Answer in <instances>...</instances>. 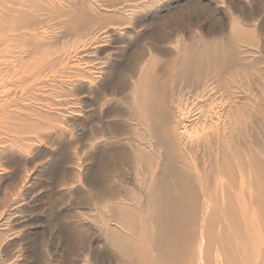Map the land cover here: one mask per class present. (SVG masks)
Wrapping results in <instances>:
<instances>
[{
	"label": "rangeland",
	"instance_id": "1",
	"mask_svg": "<svg viewBox=\"0 0 264 264\" xmlns=\"http://www.w3.org/2000/svg\"><path fill=\"white\" fill-rule=\"evenodd\" d=\"M201 75L226 84L218 97L235 91L225 124L183 157L211 210L200 203L188 243L155 253L146 195L163 161L138 156L155 139L125 97L157 81L192 102ZM120 151L125 202L91 184ZM243 171L256 220L242 264H264V0H0V264H236Z\"/></svg>",
	"mask_w": 264,
	"mask_h": 264
},
{
	"label": "bare ground",
	"instance_id": "2",
	"mask_svg": "<svg viewBox=\"0 0 264 264\" xmlns=\"http://www.w3.org/2000/svg\"><path fill=\"white\" fill-rule=\"evenodd\" d=\"M234 49L232 48L228 51L225 59L222 56H217V58H220L221 63L223 62L222 65L224 67L225 60H229L228 62H232L233 65L236 63L238 55ZM214 57L216 58V56ZM220 83H222L220 78H205V75H201L196 81V90L194 91L195 95L192 102H188L185 93L179 95L174 101L170 100L171 97L168 95V92H164L163 89L161 93H158L157 81L152 82L149 89H143L144 100L141 99V90L136 89L135 86L132 95L125 97L126 101H129L130 98L135 99L134 104L138 110L136 117L144 124L146 121H149L147 125L148 130L152 138L155 139V141L151 140L147 147H144L145 144H143L144 146L140 147L141 150L138 156L145 162H153L158 157L159 159L161 157L163 161L161 174H157L158 181L156 185L152 184L154 187H151L146 195L147 202L151 203L149 211L146 212V217L151 218L155 229L152 232L153 242L150 248L155 253L159 251L165 253L167 249L182 243L184 239L186 242L191 232L188 229L186 230L185 226L198 217L200 203L203 204V218L211 210V192L208 191L204 183V185L200 184L199 180H203L202 176H196L192 169L184 162L185 159L183 157L196 152L198 147H200V142L209 137L212 130H218L225 124L226 103L229 101V98H232V93L235 91L225 87V94L222 93L218 97L216 94H219L223 89L222 86L226 85L224 83L221 86ZM217 100H219L218 104ZM121 115L131 118L127 112H121ZM162 148H164L163 151L161 150ZM118 154L102 160L101 169H99L91 184L98 197L125 202L130 197L134 198L135 193L133 190H129V192L120 190L113 181L115 177L113 174H116L118 168L116 163H119V161L127 162L131 158H129L126 152L120 151ZM117 159L119 161H116ZM178 163L182 165L179 166ZM244 171L242 173L240 190H236L234 193L232 206L235 218L233 250L235 252L236 264L243 263V245H246V240L248 244L251 243L255 233L253 223L256 220V215L253 212L252 196L254 187L249 180V175ZM116 177L120 180L121 185L126 183L122 172H118ZM143 227L146 228V226ZM110 233L115 241L119 243L124 241L123 234L118 229L116 230L115 228Z\"/></svg>",
	"mask_w": 264,
	"mask_h": 264
}]
</instances>
